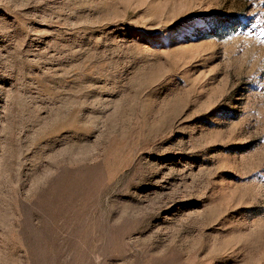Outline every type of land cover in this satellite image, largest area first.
Returning <instances> with one entry per match:
<instances>
[{
	"label": "rangeland",
	"instance_id": "374dc122",
	"mask_svg": "<svg viewBox=\"0 0 264 264\" xmlns=\"http://www.w3.org/2000/svg\"><path fill=\"white\" fill-rule=\"evenodd\" d=\"M0 264H264V0H0Z\"/></svg>",
	"mask_w": 264,
	"mask_h": 264
}]
</instances>
